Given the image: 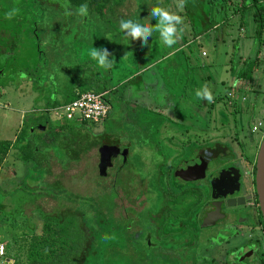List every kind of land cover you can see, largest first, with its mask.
Listing matches in <instances>:
<instances>
[{
  "label": "rangeland",
  "instance_id": "rangeland-1",
  "mask_svg": "<svg viewBox=\"0 0 264 264\" xmlns=\"http://www.w3.org/2000/svg\"><path fill=\"white\" fill-rule=\"evenodd\" d=\"M3 1L0 7L4 10L14 7L11 1ZM212 1L208 0L210 5ZM18 3L20 17L27 19L24 24H28L31 30L25 36L22 33L21 38L31 39L32 32L34 51L41 52L42 59L46 58L48 62L46 65L41 62L38 70L34 71L43 83L37 84L42 91H35V82L27 81V78H21L18 87L9 84L0 89V141L13 145L23 122L29 115L44 110V100L49 95L55 97L59 91L57 97L60 100L61 95L72 88L76 94L80 90L108 89L105 97L110 107L108 116L98 124H86L81 132L90 131L94 137L105 133L117 140L126 150L127 166L118 174L115 168L109 169L108 178H100L97 148L78 162L67 164L68 153L60 145V148L41 150V163L34 169L30 163L24 164L19 160L18 150L11 147L0 166V245L3 246L4 263L30 264V241L43 234V219L39 211L54 214L69 207L81 208L90 214L92 206L118 221L121 231L128 228L121 223L125 221L126 214L134 218L133 221L128 220V223L133 222V229H140L139 239L126 250L127 253L125 250L122 252V259L116 264H162L156 249L171 248L178 242L180 246L183 242L184 246H189V252L199 250L196 263L205 264L202 259L206 258L201 254L204 251L200 247H205L208 239L214 244L222 239L221 234L216 236V229L189 225L178 236L169 238L163 237L164 228L159 233L155 232L149 219L160 210L164 188L168 189L162 179L166 162L170 164V161L182 157L189 144L212 141L229 145L239 154L236 137L245 142L253 138L256 146L247 148L248 154L250 150L249 158L253 160L258 153L264 127L254 133L250 130L255 121L264 124V75L253 73V80H248L245 97L238 99V113L234 114V106L229 101L234 100V97L229 98V94L233 86V67L239 60L238 45L253 33L249 16L240 20L234 16L236 6L231 2L233 9L225 4L226 13L216 15L213 11L212 15L213 18L216 15V21L224 23L195 40L197 33L191 27L199 20L195 9L199 6L200 11L201 7L205 12L209 11L201 0H185L183 8L177 7L178 0H124L120 8L112 10L113 15L109 12L108 18L104 19L92 14L89 8L88 14L81 16L78 8L70 7L66 0L60 1V9L42 8L36 0H18ZM154 6L164 7L182 17L183 23L177 27L184 33L181 35L179 32L180 41L184 37L187 44L184 56L180 53L178 59L164 58L170 48L161 42L156 31L149 38L147 47H141L140 40H132L120 31L121 19L155 26L156 20L150 15ZM66 11L73 14L65 15ZM191 15L193 18L188 20ZM240 24L243 31L239 29ZM23 45L21 60L18 61L21 73H25L22 70L29 68L30 62L35 64L26 40ZM93 47H104L112 53L110 59L114 57L115 62L111 69L97 67L88 55ZM135 76L141 78L143 92L133 89V86L126 89V81ZM48 80L57 85V91ZM204 86L213 96L211 103L196 96L197 90ZM72 125L76 122L63 121L51 111L46 141H51L56 133L65 134ZM169 152L167 160L170 161H166ZM170 196L175 200L187 197L174 191ZM156 220L159 225L165 223L162 216ZM147 237L151 247H147ZM247 241L245 234L230 246L244 245ZM259 241L264 252V241ZM170 255V259L180 256ZM254 263L250 255L248 259L237 262Z\"/></svg>",
  "mask_w": 264,
  "mask_h": 264
},
{
  "label": "trees",
  "instance_id": "trees-1",
  "mask_svg": "<svg viewBox=\"0 0 264 264\" xmlns=\"http://www.w3.org/2000/svg\"><path fill=\"white\" fill-rule=\"evenodd\" d=\"M9 1L12 2L14 7L18 8V0L17 2L16 0ZM60 1L36 0L42 8L50 7L55 9H60ZM262 1L264 0H232L235 6L238 3L242 9L251 8L253 10L258 26V37L264 32V4L260 3ZM0 2L4 1L0 0ZM66 2L70 7L74 8H79L80 5L86 4L92 14L104 19L108 18L106 15L109 12L113 15L114 12L112 10L120 8L124 0H66ZM201 2L207 3L206 0H201ZM201 9L200 11L199 6H197L195 12L199 16L197 18L202 21L201 34H204L219 23L215 19L209 18V11L205 12L203 7ZM6 12L7 10L0 7V89L6 88L9 84L15 87L20 85L21 64L19 65L18 61L21 60L23 43L26 40L28 43L27 49L32 52V58L35 59L37 66L30 62L29 68L23 69L22 72L25 70L27 81L33 80L35 82L36 85L33 88L35 91H42L43 89L37 84L43 83L40 82L38 76L36 77L37 72L34 71L38 70L41 62L46 65L48 60L46 58L42 59L43 54L38 50L34 51L32 32L31 36H29L31 39L28 40L26 37L21 38L22 33L25 36L31 31L30 26L24 24L27 19L25 17L22 19L20 17L21 13H19L12 20H6ZM187 18L188 20L189 18H193V15ZM256 61L248 67V73L252 72V66L256 64ZM48 82L54 87L55 91L58 90L57 85L52 80H48ZM124 85L126 89L131 86L136 89L143 87L141 78L138 76L129 78ZM72 89L64 92L60 100L57 97L59 91L55 97H51L48 93L47 95L49 96L45 97L44 100V110L29 115V118L23 122L22 130L13 145L7 141H0V166L11 147L18 150L19 160L24 164L30 163L34 169L39 166L42 160L39 158V152L49 147L60 148V145H63L68 153L69 160L67 164L78 162L82 156L97 148L99 154L98 175L100 178H108L109 169L116 168L119 163L118 155L120 152L114 149L118 148L116 146L110 147L112 150H103L104 144L113 145L107 135L94 137L88 130L84 134L81 132V128L85 127L86 123H76V125L69 126L65 134L56 133L49 142L45 139L47 136L46 130L50 128L51 111L73 101L77 97L74 88ZM85 92L87 91L80 90L78 93ZM93 92H104L107 93V96L109 90H95ZM229 101L233 100L230 99ZM236 113L238 111L234 105V114ZM104 139L106 140L104 141ZM125 158H123V161H126ZM48 159H46V164ZM39 213L43 219V234L33 237L30 241L28 251L30 264H116L120 260L122 252L125 250L124 253H127L126 250L134 246V241L139 239L138 233L140 231L134 232L130 230L128 221L121 222L128 225L126 230L121 231L118 221L114 220L110 215H105L97 208L93 209L92 206L90 207V214H86L81 208L69 207L54 214L41 211ZM105 236L108 239H105ZM146 244L148 245L147 247L152 246L149 243L148 237ZM159 257L163 258V256ZM126 263L130 264V262Z\"/></svg>",
  "mask_w": 264,
  "mask_h": 264
},
{
  "label": "flooded vegetation",
  "instance_id": "flooded-vegetation-1",
  "mask_svg": "<svg viewBox=\"0 0 264 264\" xmlns=\"http://www.w3.org/2000/svg\"><path fill=\"white\" fill-rule=\"evenodd\" d=\"M108 138L113 145L104 144L103 150L113 146L118 147L114 148L120 152L119 163L115 168L118 174L127 166L125 161L122 166L126 150L117 140ZM236 139L237 146L240 147L239 154H236L229 145L212 141L200 145L189 144L184 155L174 161L167 160L170 156L169 152L165 160L170 161V164L166 162V170L162 177L168 189L164 188L160 210L156 215H150L149 219L155 232L159 233L164 228L165 237L173 238L189 225L196 224L198 228H201L203 219L209 214L216 213L215 218L211 220L214 225L208 228L216 229V236L222 235V239L216 244L208 239L207 245L200 247L204 251L201 254L206 258L202 259L205 264H237L239 261L248 259L249 255L254 264H264L263 247L259 241L264 233V226L255 184L257 155L251 160L250 150L249 154L247 151V148L256 146V141L253 138H249L247 142L238 137ZM183 166L191 168L184 175L178 170L179 167L184 169ZM203 169H205L204 173ZM173 191L187 197L175 200L170 196ZM127 215L129 214L124 215L125 221L134 220L133 216L129 218ZM160 216L165 219V223L159 225L156 218ZM132 221L128 223L129 229L134 232L140 231L139 228L133 229ZM245 234L248 241L244 245L230 246L231 242L242 238ZM184 244L183 242L180 246L178 242V245H172L171 248L156 249L160 256H163L162 264L165 263V259L166 264H197L196 255L199 250L189 252L187 249L190 247ZM170 254L181 257L170 259L172 256ZM218 256H220L219 261L216 260ZM176 260L179 261L176 263Z\"/></svg>",
  "mask_w": 264,
  "mask_h": 264
},
{
  "label": "crops",
  "instance_id": "crops-1",
  "mask_svg": "<svg viewBox=\"0 0 264 264\" xmlns=\"http://www.w3.org/2000/svg\"><path fill=\"white\" fill-rule=\"evenodd\" d=\"M206 5H207V9H209V18L210 19H215L216 21V15L217 14H221V13H226L225 10V4L227 5H231V7L233 8L234 6H232L233 4H231L232 0H213L210 3L208 2V0H206ZM222 3H224V5H222ZM261 4H264V1L260 2ZM218 4V7H217ZM210 5V6H209ZM217 8H216V7ZM229 8V6L227 7ZM234 9V8H233ZM213 11H215L216 15L214 16V18L212 17L213 15ZM229 12V11H227ZM248 15L249 19H251V22L253 24V33L249 36H247L246 38H244V40H242L240 42V44L238 45V57L239 60H237V62H235L234 67H233V86H232V90L230 91L233 94L234 100L231 103V106H236L237 111L239 112V100H240V96H244L245 92H247L246 90H248L249 86H248V80H253V73H255L256 75L259 73L261 75H264V32L258 37L257 36V30H258V26L255 20V16H254V12L251 8H247V9H242L240 7V5H236L235 7V11H234V16H238L239 19L241 17H244ZM242 19V18H241ZM240 19V20H241ZM217 24L216 26H214L213 28L209 29L207 32H205L204 34H208L211 33L213 31H215L216 29H218L222 23L224 22H218L216 21ZM192 29H195L197 35L195 37V40L199 39L202 35L201 34V27H202V21L201 19L198 20V24L197 25H193L191 26ZM243 26L240 24L239 25V29L240 31H243ZM180 29V28H178ZM194 31V30H193ZM181 35H184L183 31L180 32ZM186 42L185 39L183 37L182 42L180 41V39L177 41V44L174 45L173 47L170 48V52L164 57V58H179V54L183 53L182 55L184 56V49L186 47ZM183 58V57H182ZM256 64H253V70L251 69L252 72L248 73V67L255 61ZM248 73V74H246ZM243 75V76H242ZM136 77V76H135ZM250 83V82H249ZM136 89V88H133ZM137 90H139V87L137 88ZM244 90V91H243ZM141 91H144V88H141ZM229 92V93H230ZM251 92L252 89H251ZM242 97V98H243ZM239 99V100H238ZM244 99V98H243ZM242 106V105H240ZM244 107V106H242Z\"/></svg>",
  "mask_w": 264,
  "mask_h": 264
},
{
  "label": "clouds",
  "instance_id": "clouds-1",
  "mask_svg": "<svg viewBox=\"0 0 264 264\" xmlns=\"http://www.w3.org/2000/svg\"><path fill=\"white\" fill-rule=\"evenodd\" d=\"M185 5V0H178L177 7L183 8ZM19 14V8L13 7L5 13L6 20H12ZM73 13L66 11L65 15H72ZM78 14L81 16H86L88 14V6L86 4L80 5L78 8ZM150 15L153 19L156 20L155 26L151 24H142L132 19H121L119 21L120 31L126 36H130L132 40H140L141 47H147L149 38L152 36L153 31L159 33V38L161 42L166 47H173L177 44L179 40V32H182L183 29H178V25H182V17L169 11L168 9L160 6H154L150 10ZM88 55L90 58L96 62L98 68L103 70H109L112 68L113 63L115 62L114 57L110 59L112 53H110L107 48H92ZM21 78H26L25 73L20 74ZM196 96L201 99H206L209 103L213 102V96L207 86H204L203 89L197 90ZM105 239H108L105 236ZM3 254V246L0 245V255Z\"/></svg>",
  "mask_w": 264,
  "mask_h": 264
},
{
  "label": "built area",
  "instance_id": "built-area-1",
  "mask_svg": "<svg viewBox=\"0 0 264 264\" xmlns=\"http://www.w3.org/2000/svg\"><path fill=\"white\" fill-rule=\"evenodd\" d=\"M106 94L93 91L77 93V97L73 101L53 109L52 113L67 122L98 124L106 119L110 111V107L105 101ZM231 97H233L232 93L229 94V98ZM262 127L264 124L261 121H255L250 131L251 133L258 132ZM261 239L264 241V233ZM2 256L3 254L0 255V264H5Z\"/></svg>",
  "mask_w": 264,
  "mask_h": 264
},
{
  "label": "water",
  "instance_id": "water-1",
  "mask_svg": "<svg viewBox=\"0 0 264 264\" xmlns=\"http://www.w3.org/2000/svg\"><path fill=\"white\" fill-rule=\"evenodd\" d=\"M194 166L195 165H193V167ZM204 166L206 168V165H204ZM186 167H188V168H186ZM186 167H184V169H181L179 167L178 170H180L182 172V174L184 175L185 172H187L191 169L190 166H186ZM204 170L205 169H203V171H202L203 173H204ZM255 170H256L255 171L256 194H257V197L259 200V207H260L262 222H263V226H264V137H263V139L260 143L259 149H258L256 162H255ZM215 214L216 213L207 215V217L204 218L202 221L201 228H208V227L213 226L214 222H212L211 220H213L215 218Z\"/></svg>",
  "mask_w": 264,
  "mask_h": 264
}]
</instances>
